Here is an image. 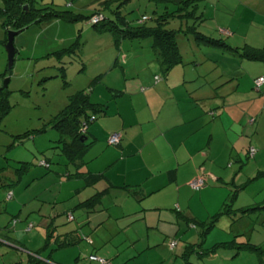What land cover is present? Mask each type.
<instances>
[{"label":"crops","instance_id":"1","mask_svg":"<svg viewBox=\"0 0 264 264\" xmlns=\"http://www.w3.org/2000/svg\"><path fill=\"white\" fill-rule=\"evenodd\" d=\"M205 60H210L207 55L201 61L194 59L197 63L190 62L193 66L189 72L197 78L195 83L193 79H186V72L181 71L186 64L183 59L166 77L159 76L157 65L153 77L159 76L158 82L153 83L154 79L139 81L122 73V85H107L109 93V90L121 93L107 96L104 92L106 102H99L100 96L97 97L95 102L106 103L107 109L89 128L92 143L84 156L85 165L79 167L80 172L102 176L97 184L87 185L82 177H67L63 173L55 174L58 191L47 202L41 200L42 192L37 191L29 199L22 197L16 203L13 192L12 202L0 205V228L9 225L12 218L28 222L30 214L43 220L55 219L52 214L46 216L43 207L52 205L59 216L62 211L57 202L64 184L70 182L72 187L66 201L69 208L65 212L73 210L74 217L78 215L76 225L71 224V229L58 233L55 223L58 221L51 220L56 228L51 245L42 257L49 255L51 261L58 264H99L96 257L109 260L108 264H135L141 262L138 259L143 256H153L161 245L167 247L168 239L176 238L179 231L173 238L172 229L181 222L179 214H187L197 221H206L214 215L227 199L231 184L237 186L236 165L242 169L240 172L244 169L254 175L264 172V84L259 92L253 87L256 78H264V66H247L245 78L249 86L240 89L238 80L230 73L222 70L201 73L197 67L206 63ZM189 83L194 84L193 88ZM94 92L95 89L90 97ZM114 132L120 134V143L116 147L108 146L107 138ZM250 149L255 152L248 158ZM199 175L205 177L208 187L192 190L188 183ZM31 183L28 181L23 189ZM124 188H137L141 195L128 193ZM104 189L108 192L94 211L76 208ZM31 200L34 201L30 203ZM223 218L230 220V225L237 222V218L231 216ZM17 224L16 227L25 230L26 224ZM51 224L46 225L45 234L52 229ZM177 228L179 230L180 225ZM33 229L27 232L32 237L39 236ZM13 230L10 238L4 236L5 231H0L3 241L0 264H24L29 253L39 250H30V245L17 240L15 227ZM84 236L92 240V245L96 242L103 248V253L89 252L82 243ZM114 238L123 240L116 244ZM65 239L72 244L54 249L56 241ZM14 244L19 248L13 247ZM10 253L19 261L12 259ZM239 254L234 253L232 258ZM153 257L154 262L146 259L139 264H155L158 261Z\"/></svg>","mask_w":264,"mask_h":264},{"label":"rangeland","instance_id":"2","mask_svg":"<svg viewBox=\"0 0 264 264\" xmlns=\"http://www.w3.org/2000/svg\"><path fill=\"white\" fill-rule=\"evenodd\" d=\"M98 1L74 0L72 6L68 7L67 0H37L41 5L53 3L56 10L70 11L85 16L83 19L80 18L76 24L54 21L49 24L33 25L18 34L13 41L16 53L11 70H7V54L4 48L7 33L0 23V88L8 80L6 90L9 92L8 104L11 107L7 115L0 117V168L7 169L12 164V160L20 159L30 163L36 171L35 175L38 176V180L28 185V188L23 189L33 176L27 174L22 175L19 185L13 186L12 191L15 192L14 201L16 203L22 197L29 199L37 191L42 192L39 195L42 197V201L44 199L45 201L52 200L58 191L57 183L59 181L55 174L61 175L65 170H73L70 165H67L66 168L63 166L66 165L64 159L58 163L59 152L54 149L56 146L54 142L58 135L54 129L48 126L49 121L65 106L67 97L82 89H89L90 92L95 89L90 97L91 101L95 102L100 96L99 102H106L104 92H107V96H111V93L106 90V86L122 85L123 81L120 80L122 73L129 77H135L139 81H151L154 79L153 74L157 72L155 55L150 47V41L125 40L119 46H115L112 34L106 31L97 32L89 24L86 17L91 16L93 9H101ZM194 4V13L189 16L187 22L177 18L170 19L165 28L169 30L185 29L187 23L190 27L195 26L196 31L205 36L224 39L232 48L262 47L264 45V0H197ZM92 5L95 6L92 7ZM116 6L118 3L113 4L111 9H115ZM174 9L175 7L171 4L165 6L155 3L153 0H127L119 10L130 25L136 26V22L142 16H147L150 21L146 23V26L152 27L155 25L154 20L157 15L172 12ZM102 11L106 17H110L109 11ZM220 30L229 34L225 36L223 34L226 33L222 31L223 34H221ZM178 45L186 63L181 71L186 72V79H193V83L197 78L194 79L195 76L189 72L192 71L193 66L190 62L197 63L194 59L201 61L204 55H207L212 61L205 60L206 63L198 65L197 68L201 73L210 72L212 74L216 70L230 73L229 75L238 80L240 89L243 86H249L245 78L247 77L245 75L247 66L250 64L253 67L262 68L264 66L263 63H257V65L246 61L230 51L197 45L192 37H179ZM70 47L74 49V52L63 56L60 61L51 55ZM230 69H233L234 72H231ZM98 76L100 77L99 82L95 83V78ZM158 81L154 79L153 83ZM189 85L193 88L194 84L189 83ZM41 130H45V132L42 133ZM26 132H30L31 135L20 140L12 137ZM43 160L51 161L50 172L47 174H45L47 170L38 165ZM244 161L246 162L248 159H244ZM238 166L239 164L235 166L239 174L238 181H236L237 186L246 182L248 186L238 191L234 206L245 208L254 206L251 203H256L255 207L262 208L250 211L242 218L236 217L237 222L232 225L229 224L230 220L221 219V222L216 224V227L205 239L203 248H209L214 243L232 240L237 243L248 242L253 245H261L264 248V177L252 180L255 175L245 169L240 172L242 169L240 170ZM71 187L72 183L69 182L62 188L59 202H57L58 205H61L60 211H62L59 216L56 215L57 212L55 209L53 210L52 205L48 204L43 207L45 215L52 214L55 219L49 217L47 220H43L36 214H30L31 218L28 222L34 225L33 230L38 231L39 236L32 237L26 228L24 230V228L14 226L16 231L14 235H18L17 240L24 245H30L32 247L29 248L30 250H37L43 247L45 228L46 225L51 224V220L58 221V224L55 222L58 226L56 229L58 233L71 229V224L76 225V222L68 221L67 212H65L69 208L67 200ZM4 193L1 188L0 205L8 203L3 200ZM189 195L188 193L187 198L190 197ZM32 201L34 200H31L30 203ZM11 202L12 200H10ZM217 210L218 208L213 213ZM77 216L75 214V217ZM19 224L25 226L26 222H18L17 226ZM178 225H180L179 230ZM177 231H179L175 238L177 247L170 251L166 246L161 245L153 255L158 261L155 264H183L182 260L176 259V256L181 255L185 243L198 244L200 242L197 229L188 226L184 220H181L172 229L173 238ZM91 239L96 241V237L93 235H91ZM121 240L123 239H113L116 244ZM85 242L82 243L89 252H95L98 255L103 253V248H99L96 242L94 245H86L87 242ZM225 250L220 248L217 254L215 253L216 255L213 254L203 259H199L195 254L190 258V262L192 264L257 263V256L253 253L242 251L238 256L232 258L235 252ZM10 255L12 259H17L15 254L10 253ZM68 255L70 254L67 253ZM153 256H143L138 259L141 262L135 264L143 263L146 259L154 262ZM17 261L19 260L17 259ZM129 264H134V262Z\"/></svg>","mask_w":264,"mask_h":264},{"label":"trees","instance_id":"3","mask_svg":"<svg viewBox=\"0 0 264 264\" xmlns=\"http://www.w3.org/2000/svg\"><path fill=\"white\" fill-rule=\"evenodd\" d=\"M73 1L74 0H67V6L71 7ZM126 1L127 0H99L98 4L100 5L101 9H93L91 16L86 17V19L89 20V24L97 32L106 31L112 34L115 46H119L120 43L125 40L150 41V47L154 52L155 60L157 62L161 77H166L174 67L183 63V57L180 53L178 45L179 37H192L197 45L212 49H220L222 51H230L237 54L240 58L246 61L264 64V45L262 47L244 46L240 49L232 48L225 42L224 39H213L211 37L205 36L197 32L195 26L190 27V25H188L187 23L185 29L179 28L177 30H169L165 28L170 19L173 20L177 18L181 21L184 20L187 22L189 20V16L194 13V3L197 0H153L155 1V3L165 6L171 4L175 7V9L172 12H165L157 15V18L154 20L155 25L152 27L146 26V23L150 21L147 16H142L140 20L136 22V26L130 25L122 16L119 10L121 5H123ZM116 3H118V6H116L115 9H111L113 4ZM94 6L92 5V7ZM102 10L109 11L110 17H106ZM84 16L85 15L82 14H74L70 11L56 10L53 7V3L41 5L37 2V0H1L0 6V23L2 27L6 29V33H8L9 31H21L20 33H22L27 28L33 25L49 24L54 21H61L66 24H76L78 23V20L80 18L83 19ZM93 18H97V21L92 22ZM222 31L226 34H223ZM219 33L225 36L229 34L224 30H220ZM4 43H6V41ZM71 52H74V49H72V47L59 50L51 55H54L55 58L60 61L63 56H68ZM157 77L159 78V80H161L159 76ZM99 78V76L96 77L94 82H99ZM255 80L253 81L254 89ZM260 89L261 86L259 89H255V91L259 92ZM109 91L111 93H115V96L120 95L121 93L119 91ZM8 96L9 92L6 90V88L0 91V117L7 115L8 111L11 109L10 105L8 104ZM106 109V103L92 102L90 99L89 89H82L67 97L65 106L48 123V126L51 129H54V131L58 135L57 140L54 142L56 144L54 149L58 150L60 157L58 163H60L61 160L64 159L66 165L63 166H65L66 168L67 165H70V167L73 168V170H65L64 174L67 177L80 176L86 180L87 185L91 186L97 184L100 177L102 176L89 172H80L79 167L81 165H85L86 162L84 160V156L92 143L91 141L93 138L88 136L89 128L100 116L105 115ZM40 132L44 133L45 130H41ZM113 134H118L119 136V141L116 144L109 143V139ZM30 135V132H26L25 134L13 135L12 137L20 140L21 138H26ZM120 140V134L114 132L107 138V145L116 147L119 145ZM251 150L253 149H250L248 151V158H251L254 155L253 154L252 156H250ZM11 163L12 164H10L7 169L0 168V189L2 188L5 192L2 196L3 200L8 202H10V200H13V186L15 187L16 185H19L21 183L22 175H32V179L29 180L30 183L38 179L37 175H35L36 171L33 169L30 163L21 161L20 159L12 160ZM38 165L47 170L45 171V174H47V172H50V160L40 161ZM262 177H264V172H258L252 180ZM202 178L204 179V184L201 188L205 187V185L207 184V180L205 179V177ZM231 185L232 188L230 189V193L228 194L227 199L222 204L221 208L206 221H197L194 218L189 217V215L187 214L178 213L180 216L179 221L184 220L188 226L196 228L197 234L200 239V242L198 244L185 243L181 255L176 256V258L182 260L183 264H192L190 262V258L195 254L199 259H203L215 254L220 248L232 250L235 252V255L239 254L242 251L253 253L255 254V256H257L258 264H263L264 248L261 245H253L248 242L237 243L233 240L230 242L214 244L209 248H203L206 237L216 227V224L222 217L231 216L232 219H235L239 216L240 218H242L246 214H248V212L259 210L262 208L255 207V205L245 208L234 207L238 191L245 189L248 186V183H243L241 184V186H236L233 184ZM201 188H199L198 190H200ZM124 189L128 191V193L141 195L137 188ZM107 192L108 189L97 191L92 196L79 203L76 208L85 210L87 212L94 211ZM66 214L68 217V221H76L73 215V210L72 212H67ZM18 222L19 220L17 218H12L9 221V225L4 228H0V231H5L6 233L4 232V236L10 238L9 235L13 234V228ZM51 225L52 229H49V231H47L43 247L36 252L29 253V257L24 264H58L51 261L49 255H47L46 257H42L44 251H47L51 245L53 233L56 228L54 227V224ZM33 227L34 225L32 223L26 222L27 231L31 230ZM82 239L83 241H86L87 244L92 245V240L89 237L84 236L82 237ZM167 241V248L170 251H172L178 245L176 239H168ZM1 243H3V241L0 239V244ZM55 243L56 246L54 249L65 248L72 244L71 242H68L67 239L56 241ZM13 247L19 248V246L15 244L13 245ZM95 260L99 264H101L99 260L104 261V264H108L109 262L106 259L97 257L95 258Z\"/></svg>","mask_w":264,"mask_h":264},{"label":"built area","instance_id":"4","mask_svg":"<svg viewBox=\"0 0 264 264\" xmlns=\"http://www.w3.org/2000/svg\"><path fill=\"white\" fill-rule=\"evenodd\" d=\"M97 21V18H93L92 22H96ZM156 81L159 80L158 77H155L154 78ZM264 83V78L263 77H259L258 79L255 80V89H259L260 86H262V84ZM119 141V136L118 134H113L111 136V138L109 139V143L110 144H116L117 142ZM254 154V151L251 150L250 151V156H252ZM204 184V179L202 178V176H197L195 179H193L190 183H189V186L194 189V190H198L199 188H201ZM172 246V244H171ZM99 262L101 264H104V261L102 260H99Z\"/></svg>","mask_w":264,"mask_h":264},{"label":"water","instance_id":"5","mask_svg":"<svg viewBox=\"0 0 264 264\" xmlns=\"http://www.w3.org/2000/svg\"><path fill=\"white\" fill-rule=\"evenodd\" d=\"M21 31H17V32H13V31H9L7 33V40L6 43L4 45L6 54H7V70H11L12 65H13V60H14V56L16 53L15 47H14V38L20 33ZM8 83V80L5 81L4 86H2L0 88V91H2L3 89L6 88Z\"/></svg>","mask_w":264,"mask_h":264}]
</instances>
